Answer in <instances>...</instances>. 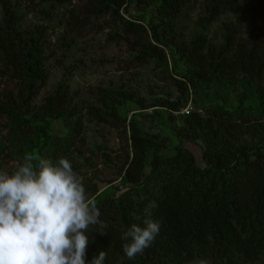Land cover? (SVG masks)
Returning <instances> with one entry per match:
<instances>
[{
	"label": "trees",
	"instance_id": "1",
	"mask_svg": "<svg viewBox=\"0 0 264 264\" xmlns=\"http://www.w3.org/2000/svg\"><path fill=\"white\" fill-rule=\"evenodd\" d=\"M18 1L0 0V62L17 80V91L0 98L10 121L0 147L15 148L29 175H7L0 163V255L10 264H264V0H203L201 31L187 39L179 34L180 18L197 0H79L82 8L67 10L81 36L97 19L111 16L112 38L130 40L138 61L161 66V78L176 85L186 102L190 89H202L206 97L210 87L240 89L236 104L205 99L204 113L195 108L188 114L177 100L149 103L134 88L104 90L103 108L89 114L129 129L131 150L120 182L82 204L51 185L53 174L76 153L82 108L65 79L34 103L54 51L44 26L22 27ZM43 1H51L49 7L73 2ZM132 5L151 6L155 15L137 14ZM228 9H240L238 21H224V41L216 45L206 32ZM244 21L247 36L238 27ZM131 103L139 110L128 119L130 109L121 106ZM160 110L179 125L171 126ZM154 115L162 121L147 128L141 117ZM58 120L64 132L54 127ZM155 126L162 129L151 131ZM172 136L179 139L176 145ZM187 142L204 143L201 161ZM40 199L45 205L57 201L56 211L38 207Z\"/></svg>",
	"mask_w": 264,
	"mask_h": 264
},
{
	"label": "rangeland",
	"instance_id": "2",
	"mask_svg": "<svg viewBox=\"0 0 264 264\" xmlns=\"http://www.w3.org/2000/svg\"><path fill=\"white\" fill-rule=\"evenodd\" d=\"M202 2L203 0H197L189 5L180 18L179 28L181 32L179 34L186 39L201 31L198 18L203 14ZM51 3V1L44 2L43 0H19L18 8L22 15V27L28 31H33L38 26H44L46 28V41L50 44L49 49L54 51L51 58L47 60V79L34 103H42L44 97L55 90L65 79L67 85L71 87V91L75 94L74 101H77L82 108L78 114V117L82 115L83 120L82 135L77 140L76 153L71 155L68 161L63 162V166L53 174L51 182V185L65 189L68 201L82 204L87 199L93 198L92 194L95 191L99 194L118 184L121 180L119 170L126 159V154L131 150L129 129L124 132L123 126H118V123H107L92 115L93 113L89 114L90 109L103 108L101 93L104 90L134 88L133 91H136L140 97L144 98V101L149 103L163 98L177 100L182 107L181 112L186 107H190L191 112L196 108L204 113L203 102H205V99L212 101L216 97L226 103H237L236 99H238L240 89L233 91L220 87L217 89L210 87L207 97L202 89L197 93L192 92L190 89L189 100L186 102L182 92L176 85L161 78V66L159 67L153 60L147 63L138 61L134 57L130 40L112 38L111 35L114 33L112 25L114 26V23L111 16L97 19V25L89 28L81 36L77 35V31L71 28L68 22L67 10L72 6L82 8V3L79 0H73L71 6L58 4L49 7L48 4ZM139 7L131 6L137 14L155 15L151 6ZM240 7V5H237L234 8ZM235 11H240V9H228L218 22L210 26L209 31L206 32L209 41L216 45L223 43L224 21L237 22L236 15L238 12ZM260 11H263L264 14L263 7L260 8ZM248 24L247 21L238 24L243 36H247L250 32ZM261 28L264 31V26H261ZM161 33L162 37L165 38V32L161 30ZM66 40L70 41L71 45H67ZM59 41L64 43H59ZM165 51L172 66L171 52L167 47H165ZM12 71L9 65L0 62V98L10 90L17 91V80ZM121 108L125 111L130 109L128 119L134 115V112L139 110L136 103L123 105ZM155 108L151 107L147 111L151 113ZM160 111L165 112L164 119L169 121L171 126L179 125L170 121L171 116H169L167 110ZM174 114L176 121H181L177 115L178 112H174ZM150 118L147 116L141 117L147 128L151 124L157 125L162 121L157 115L150 116ZM9 123L10 121L1 113L0 109V140L9 134ZM54 127L64 132L62 130L64 128L62 120L55 121ZM158 128L162 129V126H155L151 131H156ZM164 130L168 135L170 134L167 128L164 127ZM171 141L176 145L179 139L172 136ZM203 144V142H187L185 145L194 153L196 159L201 161ZM19 145L21 150H24L23 152L29 154L28 149L24 145L22 146V143H19ZM14 149L11 146L9 148L0 147V163L7 175L13 174L16 177L19 175L20 180H24L29 175L27 171L28 164H26L24 158L18 159L15 157L16 151ZM79 183H81L82 189H78ZM42 195L41 199L47 194L43 193ZM41 199L37 203L38 207L41 205V207L48 208L53 213L56 211L57 201L48 200L49 203L45 205L41 202ZM0 264L10 263L4 256L0 255Z\"/></svg>",
	"mask_w": 264,
	"mask_h": 264
},
{
	"label": "built area",
	"instance_id": "3",
	"mask_svg": "<svg viewBox=\"0 0 264 264\" xmlns=\"http://www.w3.org/2000/svg\"><path fill=\"white\" fill-rule=\"evenodd\" d=\"M182 112L186 114L190 113V107H186Z\"/></svg>",
	"mask_w": 264,
	"mask_h": 264
}]
</instances>
